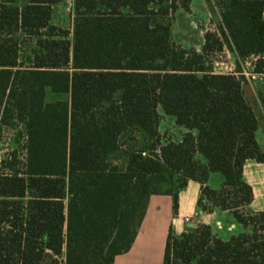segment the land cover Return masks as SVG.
I'll use <instances>...</instances> for the list:
<instances>
[{"label": "trees", "instance_id": "obj_1", "mask_svg": "<svg viewBox=\"0 0 264 264\" xmlns=\"http://www.w3.org/2000/svg\"><path fill=\"white\" fill-rule=\"evenodd\" d=\"M58 1L0 0V130L27 138L24 161L17 149L0 161V264H114L150 197L172 195L177 211L190 180L202 211H228L240 228H171L163 264H264V210L249 207L244 176L248 160L264 163L258 118L244 76L207 63L215 34L201 51L174 40L175 15L192 0H74L72 39L52 23ZM219 4L222 39L259 55L264 72V0ZM24 38L34 47L21 60ZM49 89L69 94L62 112ZM160 107L186 129L180 139L161 134ZM132 128L151 153L125 148L114 161Z\"/></svg>", "mask_w": 264, "mask_h": 264}, {"label": "rangeland", "instance_id": "obj_2", "mask_svg": "<svg viewBox=\"0 0 264 264\" xmlns=\"http://www.w3.org/2000/svg\"><path fill=\"white\" fill-rule=\"evenodd\" d=\"M73 1L74 0H59L52 7V23L69 30L71 32L69 36L70 39L73 38L74 27ZM196 2L199 8L196 9L194 14L191 13L192 10L190 7V11H184L190 12L192 15L187 16L179 13L178 20H176L175 15L173 21L174 28L172 27L174 40L181 43L184 47H193L201 51L205 44V34L208 32L215 34L216 37L211 39L212 49L205 53L207 63L213 67L215 73H230L231 71H237L238 69L243 70L244 68L247 71L254 70L262 73L254 80H245L246 83H251V85H253L257 94H260V100H257L253 93V95H250L249 101L253 103L256 109H260V105L264 109V72L263 70H258L260 56L256 54H250L245 57L240 56L232 41L231 44L228 45L222 39L218 27L221 22V6L219 0H196ZM24 39L25 43L21 45V60H25L27 56L31 54V49L34 47V41H30L27 38ZM46 99L50 103L60 104L57 111L62 112L64 106L68 105L70 96L68 93H56L49 89ZM159 112L164 116L160 126L161 134L166 138H172L174 140L180 139L186 129L177 126L175 117L166 115L161 107L159 108ZM261 114L263 115L262 112ZM58 117L62 119L60 114L54 116V119L56 120ZM26 139V136H24L18 143L14 138V132L10 128L3 127L0 130V161L7 153L14 149L18 150L21 160L24 161L26 159ZM121 143L123 146L122 150L115 155L114 161L123 162L125 160L123 152L125 148L145 149V154L151 153V150L148 149L151 139H148L144 133L136 128H132L124 134L121 138ZM261 173L264 174V170H262ZM222 181L223 177L220 173H213L211 175L210 184L212 187H220Z\"/></svg>", "mask_w": 264, "mask_h": 264}, {"label": "crops", "instance_id": "obj_3", "mask_svg": "<svg viewBox=\"0 0 264 264\" xmlns=\"http://www.w3.org/2000/svg\"><path fill=\"white\" fill-rule=\"evenodd\" d=\"M197 8L199 7L196 0H192L191 13L194 14ZM179 13L187 16L192 15L190 12L179 10L176 14V20H178ZM244 90L248 100L253 93L254 97L259 99L260 94H257L251 83H245ZM250 103L253 106V103ZM253 108L259 122L257 140L264 151V109L261 105L260 109H256L254 106ZM262 170H264V163L254 160H248L244 168L245 179L253 186L254 190V199L249 205L254 210H264V174L261 173ZM200 189L201 184L199 182L190 180L179 193L177 211L174 209L172 195H152L131 248L127 252L117 255L114 264H163L167 238L171 228L176 234H181L188 227L200 223L211 225L216 232L221 231L225 224L229 225L227 228L229 233L239 229L240 226L228 211L217 209L208 213L199 208L197 202ZM186 218H189L190 221L187 222Z\"/></svg>", "mask_w": 264, "mask_h": 264}, {"label": "built area", "instance_id": "obj_4", "mask_svg": "<svg viewBox=\"0 0 264 264\" xmlns=\"http://www.w3.org/2000/svg\"><path fill=\"white\" fill-rule=\"evenodd\" d=\"M231 70H232V68H231ZM230 73L231 74H235V75H242L247 80H251V79L254 80L257 77H259L260 74H262V73L254 71V70L253 71H247V70H245V68L243 70H241V71H236L235 70V71H231ZM186 221L187 222L190 221L189 218H186Z\"/></svg>", "mask_w": 264, "mask_h": 264}]
</instances>
